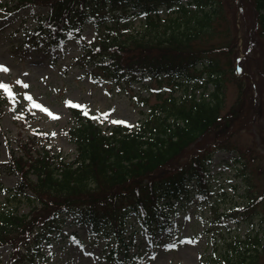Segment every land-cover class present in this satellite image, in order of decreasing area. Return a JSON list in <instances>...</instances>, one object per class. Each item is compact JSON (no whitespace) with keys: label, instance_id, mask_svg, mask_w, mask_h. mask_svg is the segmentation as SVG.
<instances>
[{"label":"rangeland","instance_id":"obj_1","mask_svg":"<svg viewBox=\"0 0 264 264\" xmlns=\"http://www.w3.org/2000/svg\"><path fill=\"white\" fill-rule=\"evenodd\" d=\"M222 1L227 18L218 26L215 41L222 46L234 35L238 38L231 52L214 56L227 73L222 113L239 103L232 70H238L236 65L242 64V58L245 69L253 73L251 81L260 84L256 93L261 107L256 119V115L248 116L241 125L236 124L231 135L227 132L230 136L224 145H215L217 138L208 132L186 148L189 156L214 152L205 186L192 185L190 194L173 200L165 213L132 212L120 229L126 231L123 243L113 239L112 231L89 229L70 219L47 244L42 242L40 250L32 235L15 245L5 242L0 247V264L12 256L29 259L32 264H225L227 257L237 259L245 244H250L248 233L257 231L264 241V80L257 71L263 62L264 45L259 44L254 30L248 32V27L258 23L252 18L251 0ZM5 2L10 0H0ZM177 6L166 3L156 8L166 20ZM3 9L0 5V66L9 71H0V85L7 86L10 93L0 89V126L16 154L34 140L35 149L42 150L44 144L52 152L62 151L64 156L75 158L76 145L68 134L75 121L73 107L85 111L107 133L117 124L135 128L149 119L151 108L164 110L193 92L189 82L170 75L117 82L87 61L102 51L100 38L117 36L119 41L129 42L135 33L149 32L146 13L140 8L112 10L105 22H86L81 32L71 28L62 45L46 30L31 36L48 6L28 5L8 13ZM85 44H90L89 53L84 51ZM244 82L250 79L245 77ZM211 85L197 88L196 93L208 95ZM9 154L5 137L0 135V208L28 213L27 201H20L11 191L20 178L5 169ZM258 264H264V249Z\"/></svg>","mask_w":264,"mask_h":264},{"label":"trees","instance_id":"obj_2","mask_svg":"<svg viewBox=\"0 0 264 264\" xmlns=\"http://www.w3.org/2000/svg\"><path fill=\"white\" fill-rule=\"evenodd\" d=\"M11 3L12 6L5 3L7 11L28 5L48 6L47 14L41 17L31 36L46 30L61 45L71 28L81 32L86 22L97 25L105 22L112 10L140 8L146 13L149 32L135 33L129 42L119 41L117 36L100 38L102 51L87 60L92 68L117 82L138 76L170 75L192 82L195 88L210 83L213 91L199 97L191 93L181 100L171 97L175 101L169 107L151 108L146 117L149 119L137 127L117 124L107 133L85 111L73 107L75 121L68 131L76 145L73 159L62 151L52 152L44 144L42 150L35 149L34 140L23 146L24 152L16 154L0 126V135L10 149L5 169L20 178L14 195L30 206L24 214L14 208H0V247L5 242L15 245L32 235L37 239L34 246L40 250L41 242H49L51 235L60 233L70 219L89 229L112 231L113 239L123 243L126 231L120 229L132 212L165 213L167 206H172V199L189 191L191 181L206 183L212 154L189 156L185 155L186 148L208 132L217 138L215 145H224L236 124L241 125L251 115H256V119L260 113L261 98L257 102L260 95L257 97L256 93L260 84L251 81L253 73L245 69L244 58L241 75L232 70L238 83L239 103L225 115L222 113L227 73L214 56L231 52L238 41L235 35L222 46L215 41L218 26L227 18L222 0H11ZM166 3L178 6L164 20L156 6ZM250 7L252 18L258 23L248 27V32L254 30L259 44L264 45V0H251ZM89 45L85 44L86 53L90 52ZM262 60L257 71L264 80V56ZM196 70H200L199 75L193 74ZM245 77L250 79L249 83L244 82ZM2 103L0 98V121ZM255 119L252 117L251 122ZM182 158L184 162H180ZM246 241L250 244H245L242 254L233 261L227 257L225 264H258L264 249L263 237L255 231L248 233ZM6 264L32 263L12 256Z\"/></svg>","mask_w":264,"mask_h":264},{"label":"snow or ice","instance_id":"obj_3","mask_svg":"<svg viewBox=\"0 0 264 264\" xmlns=\"http://www.w3.org/2000/svg\"><path fill=\"white\" fill-rule=\"evenodd\" d=\"M0 71H9L7 68H5L4 66H0ZM24 87H28V85H24ZM0 89H5L8 90L10 93V89L7 88V86L4 85H0ZM29 99H31V97H29ZM36 107H41L40 105H36ZM44 111H48L47 109H44ZM58 118V117H56ZM118 123H122V122H118ZM52 135H55V133H53Z\"/></svg>","mask_w":264,"mask_h":264}]
</instances>
